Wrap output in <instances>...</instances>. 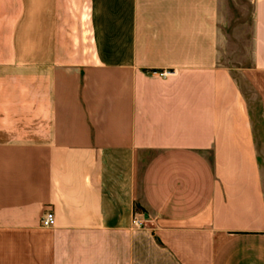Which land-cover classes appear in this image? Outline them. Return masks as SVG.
<instances>
[{"label": "crops", "instance_id": "obj_1", "mask_svg": "<svg viewBox=\"0 0 264 264\" xmlns=\"http://www.w3.org/2000/svg\"><path fill=\"white\" fill-rule=\"evenodd\" d=\"M247 5L0 0V264H264Z\"/></svg>", "mask_w": 264, "mask_h": 264}, {"label": "built area", "instance_id": "obj_2", "mask_svg": "<svg viewBox=\"0 0 264 264\" xmlns=\"http://www.w3.org/2000/svg\"><path fill=\"white\" fill-rule=\"evenodd\" d=\"M166 74H167L166 72L160 73V75H166ZM54 223H55V216H54L53 211L47 210L41 217L42 226L51 227L54 225ZM132 223L137 227L144 225L143 221L137 218H133Z\"/></svg>", "mask_w": 264, "mask_h": 264}, {"label": "rangeland", "instance_id": "obj_3", "mask_svg": "<svg viewBox=\"0 0 264 264\" xmlns=\"http://www.w3.org/2000/svg\"><path fill=\"white\" fill-rule=\"evenodd\" d=\"M225 4H227L229 11L233 12L235 15L240 14L238 12L240 9L243 10V12L247 13V0H223Z\"/></svg>", "mask_w": 264, "mask_h": 264}]
</instances>
